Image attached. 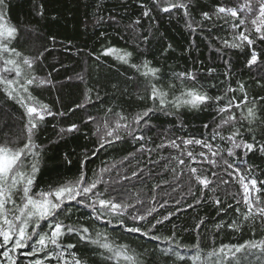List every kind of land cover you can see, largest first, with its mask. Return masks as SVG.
I'll list each match as a JSON object with an SVG mask.
<instances>
[{"label": "snow or ice", "instance_id": "1", "mask_svg": "<svg viewBox=\"0 0 264 264\" xmlns=\"http://www.w3.org/2000/svg\"><path fill=\"white\" fill-rule=\"evenodd\" d=\"M106 3L84 0L83 27L102 43L98 52L76 49L96 75L76 74L82 96L65 107L59 95L49 103L36 93L57 88L59 69L46 70L45 54L57 44L70 52L72 42L49 35L50 46L33 40L26 48L41 35L36 18L48 20L46 0H18L16 7L27 6L20 22L11 0H0V264H264V0ZM165 20L183 23L190 58L199 52L197 38L205 42L215 54L210 62L197 57L193 66L166 71L176 47L160 31ZM78 110L80 122L64 126ZM160 116L175 120L155 123ZM49 124L59 125V140L83 135L93 146L77 157L73 178L38 188L46 156L40 137ZM120 144L132 150L90 175L89 162ZM73 155L64 152L61 164L72 165ZM81 208L86 215H77ZM198 208L215 215L197 213L183 228L173 222ZM225 232L233 234L227 243ZM128 237L154 243L134 247Z\"/></svg>", "mask_w": 264, "mask_h": 264}, {"label": "trees", "instance_id": "2", "mask_svg": "<svg viewBox=\"0 0 264 264\" xmlns=\"http://www.w3.org/2000/svg\"><path fill=\"white\" fill-rule=\"evenodd\" d=\"M112 2H114V0H107L106 7H110ZM208 2L211 3L212 0H208ZM11 3L13 5V9L11 12L13 20L17 22L24 21L27 15V6L24 9L16 7L18 0H11ZM83 3L84 0H46V7L49 13L48 20H39V18H36V20L39 21V24L36 26L38 27L41 35L36 38H30L28 45H26V48H31L33 40L37 45L48 44L50 46L51 42L47 40V36L49 35H55L57 37V40L64 41L65 45H67L68 41L72 42L70 45V52L63 51L61 46L57 44L55 49H53L50 53L45 54L47 56L46 70L52 71L51 67H48L50 65H55V67L59 69L58 73L53 72V78L57 84L56 89L50 91L37 90L36 94L39 95L40 98L45 102L51 103L56 100V97L59 95L61 96L65 107L72 106L73 102L79 101L81 99L84 89V85L75 78L76 74L87 70L92 77H95L96 75L92 60L87 56L75 54L77 48H84L85 52L89 50H96L98 52L100 44L102 43V41L97 38L91 28L86 31L83 27L82 20L84 18L85 12ZM52 16H56V19L52 20ZM33 24H36L35 20L33 21ZM96 31L98 32L99 29H97ZM107 31H109L110 33L112 32L111 29H107ZM160 31L164 32L167 39L171 41L176 47L175 53H172L166 64H164L166 71L168 70V65L173 66L176 70H181L184 67L193 66V61L197 57L205 60L206 63H209V56L215 55L214 53L209 52V49L205 42H202L199 38H197V43L199 44V52L193 49L190 54V58L189 54L184 51L190 41L188 31L184 28L182 22H177L176 20L168 22L167 20H165L160 27ZM120 44L122 45L123 41H120ZM85 45H87L86 48ZM155 47L156 46L154 45V50ZM233 60L235 61V57H233ZM112 63H114V61L109 58L108 64ZM161 63L163 64L164 62L161 61ZM216 63L219 65L222 64V61L216 60ZM61 65H63V67H61ZM108 71L109 70L107 66H105L101 70V74ZM237 72L240 73V78L248 81L249 84H252L247 71L241 69L239 64H237ZM253 72H255V69H253ZM109 74L111 75V73ZM68 77H72V79L69 80ZM60 85H63V87L61 88ZM253 90L259 91V89H255L254 85ZM57 107H59V105H57ZM89 111L95 113V109L91 107H89ZM84 115L85 113L83 111L78 110L77 114L71 117V120H69L68 118H63L64 126L72 121L80 122L81 117H83ZM200 115L203 118V122H209L211 119L210 115L208 114ZM174 120V117L160 116L158 120L154 119V122L159 124L164 121ZM52 123H56V121H53ZM189 123L192 127L203 130L201 120H191ZM58 127L57 129H53L51 124H49L44 134L40 137V142H42L46 148V156L41 165V173L37 178L38 188H45L49 183H53L57 180L73 178L77 174L79 167L77 157L83 153L85 147L91 148L93 146L90 140H85L83 138V135L69 136L65 140H59L56 135ZM82 128L83 131L89 132L91 125H88L87 127L82 125ZM11 134H14V131L10 132V135ZM149 134L154 136L155 130H153V132ZM0 139H2V137H0ZM91 139L94 140L95 138L93 137ZM131 150V145L123 144L117 145L115 148L108 149L107 151L102 150L97 157L93 158L89 162V174L91 175L93 169L102 166L101 161H105L109 164L118 162L124 155L127 154V151ZM64 152L74 153V155L72 156V165L68 166L61 164V159ZM255 162L257 164L261 163L259 159H257ZM149 167H152V165H149ZM149 183L151 184L152 182L150 181ZM165 187L168 191L171 190L170 188H167V186ZM161 211L165 210L162 209ZM87 212L88 210L81 208L77 215L84 216L87 214ZM197 213H199V215L201 216L215 215L214 211L211 208H198L195 210L188 209L187 212L174 217L173 222L180 228L191 226L194 222L193 217H195ZM85 222L91 223L90 221ZM162 231L166 234H170L171 224H166ZM183 236L186 243H191L195 239L194 234L192 233L185 232L183 233ZM232 236V233L225 232L222 234L221 238L223 242L227 243L232 240ZM128 242L132 243L134 247L138 243H154L137 241L133 237H128ZM217 242H219V238ZM23 264H27V260H24Z\"/></svg>", "mask_w": 264, "mask_h": 264}]
</instances>
